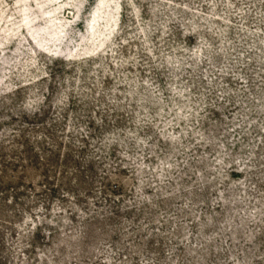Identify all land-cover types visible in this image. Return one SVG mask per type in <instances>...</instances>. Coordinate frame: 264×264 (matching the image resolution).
Returning <instances> with one entry per match:
<instances>
[{
	"label": "rangeland",
	"instance_id": "1",
	"mask_svg": "<svg viewBox=\"0 0 264 264\" xmlns=\"http://www.w3.org/2000/svg\"><path fill=\"white\" fill-rule=\"evenodd\" d=\"M0 264H264V0H0Z\"/></svg>",
	"mask_w": 264,
	"mask_h": 264
}]
</instances>
